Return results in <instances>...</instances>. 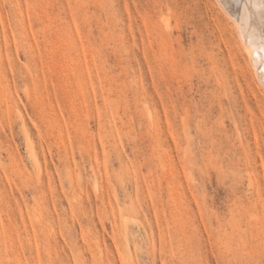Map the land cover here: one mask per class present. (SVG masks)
Masks as SVG:
<instances>
[{
	"label": "rangeland",
	"instance_id": "rangeland-1",
	"mask_svg": "<svg viewBox=\"0 0 264 264\" xmlns=\"http://www.w3.org/2000/svg\"><path fill=\"white\" fill-rule=\"evenodd\" d=\"M227 10L0 0V264H264V73Z\"/></svg>",
	"mask_w": 264,
	"mask_h": 264
},
{
	"label": "bare ground",
	"instance_id": "bare-ground-1",
	"mask_svg": "<svg viewBox=\"0 0 264 264\" xmlns=\"http://www.w3.org/2000/svg\"><path fill=\"white\" fill-rule=\"evenodd\" d=\"M225 2L228 6L229 18L234 21L241 46L246 51L252 67L254 66V71L257 73L258 70H261L263 74L264 0H225ZM245 6H247L246 11ZM262 77L264 83V74ZM262 79L260 80L262 81Z\"/></svg>",
	"mask_w": 264,
	"mask_h": 264
},
{
	"label": "snow or ice",
	"instance_id": "snow-or-ice-1",
	"mask_svg": "<svg viewBox=\"0 0 264 264\" xmlns=\"http://www.w3.org/2000/svg\"><path fill=\"white\" fill-rule=\"evenodd\" d=\"M247 10V6H245V11Z\"/></svg>",
	"mask_w": 264,
	"mask_h": 264
}]
</instances>
